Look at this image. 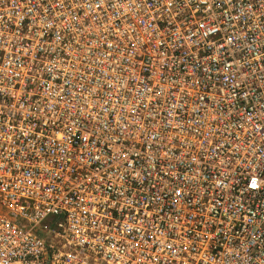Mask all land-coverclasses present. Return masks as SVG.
I'll list each match as a JSON object with an SVG mask.
<instances>
[{
	"label": "built area",
	"instance_id": "obj_1",
	"mask_svg": "<svg viewBox=\"0 0 264 264\" xmlns=\"http://www.w3.org/2000/svg\"><path fill=\"white\" fill-rule=\"evenodd\" d=\"M0 264H264V0H0Z\"/></svg>",
	"mask_w": 264,
	"mask_h": 264
}]
</instances>
